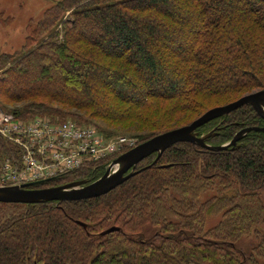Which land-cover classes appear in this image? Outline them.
I'll use <instances>...</instances> for the list:
<instances>
[{"label":"trees","instance_id":"1","mask_svg":"<svg viewBox=\"0 0 264 264\" xmlns=\"http://www.w3.org/2000/svg\"><path fill=\"white\" fill-rule=\"evenodd\" d=\"M259 90L264 0H57L19 51L0 52L3 109L131 131L136 145ZM248 127L264 121L244 106L196 131L216 128L219 146ZM116 156L29 188L96 180ZM155 159L97 198L0 203V264H264V133Z\"/></svg>","mask_w":264,"mask_h":264},{"label":"built area","instance_id":"2","mask_svg":"<svg viewBox=\"0 0 264 264\" xmlns=\"http://www.w3.org/2000/svg\"><path fill=\"white\" fill-rule=\"evenodd\" d=\"M135 144L127 136L105 138L91 125L23 120L0 106V187L60 178Z\"/></svg>","mask_w":264,"mask_h":264},{"label":"water","instance_id":"3","mask_svg":"<svg viewBox=\"0 0 264 264\" xmlns=\"http://www.w3.org/2000/svg\"><path fill=\"white\" fill-rule=\"evenodd\" d=\"M244 106L252 107L264 121V90L250 92L232 103L212 108L186 126L156 135L133 147L114 158L108 164L103 175L96 180H82L40 189L28 188L58 179L52 178L31 184L0 187V203L43 204L52 201H79L103 196L136 175L139 171L150 167L146 166L141 170L135 171L142 160L152 154H156V159L153 162L155 163L165 150L177 143H189L213 152L227 150L230 147L234 148L249 132L264 133V127L244 128L237 132L231 141L219 146L207 144V140L216 135V128L203 135H198L196 130L206 123L227 116L229 113ZM79 224L86 228L85 225ZM116 231H119V228L111 227L102 232L101 235L104 236Z\"/></svg>","mask_w":264,"mask_h":264},{"label":"rangeland","instance_id":"4","mask_svg":"<svg viewBox=\"0 0 264 264\" xmlns=\"http://www.w3.org/2000/svg\"><path fill=\"white\" fill-rule=\"evenodd\" d=\"M56 1L57 0H0V52L13 54L19 51L24 42L26 27L29 24L34 26L36 22L41 19L43 12L54 5ZM131 134H133L131 131L121 132L118 133L117 136H127L136 140L137 138L133 137ZM213 223H215V221ZM253 242V238H246L238 243V247L248 250Z\"/></svg>","mask_w":264,"mask_h":264}]
</instances>
